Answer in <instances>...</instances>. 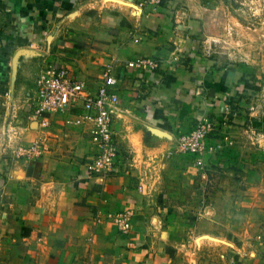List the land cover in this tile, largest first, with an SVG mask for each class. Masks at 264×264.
<instances>
[{
  "label": "crops",
  "instance_id": "crops-1",
  "mask_svg": "<svg viewBox=\"0 0 264 264\" xmlns=\"http://www.w3.org/2000/svg\"><path fill=\"white\" fill-rule=\"evenodd\" d=\"M201 5L0 0V145L37 137L27 95L51 61L94 87L115 62L120 101L118 157L105 177L86 173L89 142L78 129L64 133L53 156L0 157V264L257 263L243 246L248 231L241 242L227 217H264V151L251 144L264 116L247 120L239 108L227 124L224 109L243 104L246 84L240 69L196 59L192 9ZM140 58L156 67L127 66ZM203 121L214 130L199 166L175 143ZM122 211L133 212L128 234L113 222Z\"/></svg>",
  "mask_w": 264,
  "mask_h": 264
},
{
  "label": "built area",
  "instance_id": "built-area-1",
  "mask_svg": "<svg viewBox=\"0 0 264 264\" xmlns=\"http://www.w3.org/2000/svg\"><path fill=\"white\" fill-rule=\"evenodd\" d=\"M153 8L166 0H145ZM114 63L107 64L96 87L73 68L51 61L41 70L34 92L27 95L28 114L38 135L13 149L27 160L53 156L63 143L66 131L79 130L88 137V156L85 171L91 176H107L118 157V143L113 129L114 117L119 111L117 87L119 81L114 75ZM128 67L143 69L156 64L146 58L128 63ZM213 124L203 121L195 124L188 132L176 138L175 150L179 154L196 157L195 163L202 165L201 157L210 147L207 143L213 133ZM133 212L116 213L113 222L122 234L131 229Z\"/></svg>",
  "mask_w": 264,
  "mask_h": 264
},
{
  "label": "rangeland",
  "instance_id": "rangeland-1",
  "mask_svg": "<svg viewBox=\"0 0 264 264\" xmlns=\"http://www.w3.org/2000/svg\"><path fill=\"white\" fill-rule=\"evenodd\" d=\"M201 1V7L192 9L194 24L190 37L192 51L197 53L196 59L215 61L221 66L240 69L242 71L240 80L246 84L239 94L244 99L243 104L231 103L229 111L228 108L224 109V116L232 114L226 119L227 124L232 125L238 121L239 108L242 110L241 113L246 115L247 120L249 117L256 119L264 116V0ZM260 132L259 135L257 134L259 131L256 133V138L251 139V144L264 151V132ZM15 139L17 140L19 137H15ZM22 141L16 142L12 148L9 144L8 146L1 144L0 157L11 155L16 160H27L19 156L20 154L12 152L18 144L26 145L27 142ZM68 155L70 156V154ZM4 159L6 162L10 160H7L6 157ZM223 219L224 217L220 218V220ZM233 219L237 220L239 236L241 233L246 234V230L248 231V235L244 236L243 246L248 243L249 247L252 246V250L248 249L247 256L256 257L257 263L255 264H264V217H257L258 222L253 218L250 222V216L227 217V222L230 221L232 225ZM226 239H231V235L227 234ZM241 240L243 242L242 236ZM209 250H211L210 257L213 255L212 257L216 258L214 253L217 252V248L211 246ZM209 259L211 260V258Z\"/></svg>",
  "mask_w": 264,
  "mask_h": 264
}]
</instances>
